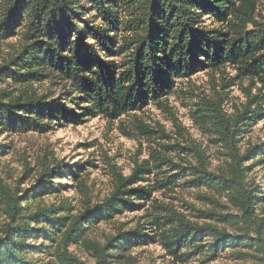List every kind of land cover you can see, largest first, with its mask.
Wrapping results in <instances>:
<instances>
[{
  "label": "trees",
  "instance_id": "obj_1",
  "mask_svg": "<svg viewBox=\"0 0 264 264\" xmlns=\"http://www.w3.org/2000/svg\"><path fill=\"white\" fill-rule=\"evenodd\" d=\"M254 10L253 0H0V41L18 38L14 52L0 62V128L44 133L53 128L52 118L80 120L33 87L53 73L71 82L66 100L80 107L82 116L101 113L108 118L158 102L174 78L228 64L264 87V22L254 19ZM206 19L227 22L228 29L205 25ZM258 97H251L253 110L245 106L234 114L211 98L195 109L201 124L211 128L201 130L223 156L218 172L208 170L207 155L195 144L187 149L197 164L187 167L154 151L153 163L145 159L128 175L113 171L109 194L92 205L87 200L79 209L68 199L41 201L43 190H57L51 181L54 170L40 173L38 188L21 195L5 190L0 180V264H85L69 249L72 245L83 247L94 264H133L131 248L156 240L176 261L186 263L204 251L199 243L204 235L212 237L210 258L225 248H245L237 259L252 256L250 251L264 264V213L257 212L262 195L247 181L245 165L264 162V141L238 149L246 127L259 115ZM4 147L0 145V154ZM185 176H190L184 182L188 187L215 190L238 213L199 211L214 222L198 223L165 206L166 213L152 216L151 234L137 225L117 229L104 241L89 236L98 222L141 209L151 191L177 186ZM215 222L233 225L237 232Z\"/></svg>",
  "mask_w": 264,
  "mask_h": 264
},
{
  "label": "rangeland",
  "instance_id": "obj_2",
  "mask_svg": "<svg viewBox=\"0 0 264 264\" xmlns=\"http://www.w3.org/2000/svg\"><path fill=\"white\" fill-rule=\"evenodd\" d=\"M253 2L254 19L263 23L264 0ZM204 24L222 27L224 31L228 29L227 22L221 23L214 19H206ZM250 29L252 26L248 25L247 30ZM17 44V37L0 41V62L14 52ZM115 59L122 61L120 57ZM56 75L53 73L49 78L35 82L33 87L37 93L56 100L69 113L78 115L80 120L52 118L53 128L44 133L31 130L5 131L0 128V145L5 146L4 152L0 154V180L5 185V190L17 195H21L24 190L29 193L38 188L39 183L36 180L40 173L46 169L54 170L51 181L57 190L51 193L43 190L41 201L49 204L68 199L79 209L84 206L85 201L88 200L92 205L109 194L114 182L113 171L128 175L136 164L145 159L153 163L157 155L154 151L181 166L196 165L194 152L187 149L192 144L197 145L207 155L208 170L218 172V167L223 165V156L207 133L201 130L211 128L207 124H201L200 110H195L201 108L205 98L219 101L227 113L234 114L241 112L245 106L253 110L251 97L258 95L255 101L260 104L255 110L259 115L251 126L246 127L248 130L240 138L239 152L264 141V87L257 78L240 74L233 64L217 70H202L187 77L174 78L171 89L158 102L147 101L141 107L116 118H108L101 113L82 116L81 108L72 103L68 104L66 100L71 82ZM11 87L20 88L12 84ZM73 95L78 96L76 93ZM75 101L79 103V100ZM251 163H245L249 165L246 179L261 190L262 198L257 204L260 215L264 213V162ZM78 164L81 167H77ZM173 172L177 170L170 171ZM150 177L152 179L153 175ZM188 178L190 176L180 177L177 181L179 185L169 189L151 191L150 198L144 201L141 209L126 210L109 221L98 222L91 228L89 236L104 241L106 235L114 234L117 229L127 230L137 225L146 227L143 231L151 234L154 231V226L150 223L152 216L166 213L165 206L184 213L188 219L198 223L214 222L213 219L201 217L199 211L238 213L226 197L215 190L204 186L188 187L184 183ZM2 191L0 189V199ZM2 219L0 210V223ZM215 223L229 233L237 232L233 225ZM211 241V236L204 235L199 241L205 245L204 251L191 256L186 263H180L167 254L159 240L133 246L130 254L134 256L133 264H263L256 258L257 254L249 250L248 253H252V256L237 259L238 251H247L245 248H225L210 258ZM69 249L85 264H94V258L80 245H72Z\"/></svg>",
  "mask_w": 264,
  "mask_h": 264
}]
</instances>
